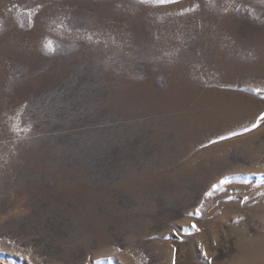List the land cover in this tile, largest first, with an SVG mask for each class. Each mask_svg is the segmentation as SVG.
Returning <instances> with one entry per match:
<instances>
[{
    "label": "rangeland",
    "instance_id": "1",
    "mask_svg": "<svg viewBox=\"0 0 264 264\" xmlns=\"http://www.w3.org/2000/svg\"><path fill=\"white\" fill-rule=\"evenodd\" d=\"M0 264H264V0H0Z\"/></svg>",
    "mask_w": 264,
    "mask_h": 264
},
{
    "label": "snow or ice",
    "instance_id": "2",
    "mask_svg": "<svg viewBox=\"0 0 264 264\" xmlns=\"http://www.w3.org/2000/svg\"><path fill=\"white\" fill-rule=\"evenodd\" d=\"M175 0H159V3H174ZM50 46V45H49ZM253 127H256V125H253ZM249 129H245V131H248ZM238 133H232V135H237ZM224 139L225 137H221ZM247 199V197H245Z\"/></svg>",
    "mask_w": 264,
    "mask_h": 264
}]
</instances>
